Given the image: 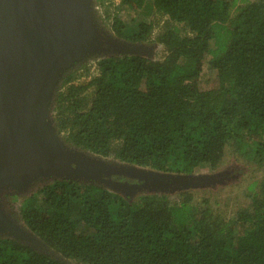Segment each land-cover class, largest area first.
<instances>
[{
    "label": "trees",
    "instance_id": "1",
    "mask_svg": "<svg viewBox=\"0 0 264 264\" xmlns=\"http://www.w3.org/2000/svg\"><path fill=\"white\" fill-rule=\"evenodd\" d=\"M105 2L119 39L155 42L162 56L102 42L109 52L95 75L83 61L66 69L52 98L61 140L171 175L217 169L228 147L264 166V0H120V10L167 18L154 37L157 23L131 28ZM206 61L216 79L202 89ZM27 180L26 199L0 186V208L20 215L48 250L0 233V264H264V177L232 218L193 192L173 200L169 176L99 166Z\"/></svg>",
    "mask_w": 264,
    "mask_h": 264
},
{
    "label": "water",
    "instance_id": "2",
    "mask_svg": "<svg viewBox=\"0 0 264 264\" xmlns=\"http://www.w3.org/2000/svg\"><path fill=\"white\" fill-rule=\"evenodd\" d=\"M91 11L89 0H0V186L11 183L20 192V186L27 189L31 175L83 174L99 166L133 173L75 156L71 153L75 148L61 140L50 118L51 78L60 80L89 51L108 53L102 42L137 54L136 43L103 37ZM144 171L134 174L169 176L177 184L191 177ZM111 187L119 186L108 184ZM9 215L0 208V233L37 248L26 239L33 233L14 225ZM35 242L46 246L37 236Z\"/></svg>",
    "mask_w": 264,
    "mask_h": 264
},
{
    "label": "rangeland",
    "instance_id": "3",
    "mask_svg": "<svg viewBox=\"0 0 264 264\" xmlns=\"http://www.w3.org/2000/svg\"><path fill=\"white\" fill-rule=\"evenodd\" d=\"M89 2L91 3L92 7V11L90 12V14L92 15V20L94 21L96 30L103 37L119 39L111 29V18L104 19L103 12L105 5L101 4L100 0H89ZM105 4L111 5V16L113 12L115 14H118L120 12L125 23L131 28H133L137 22L143 19H146L147 21L151 20L157 23V28L154 31L153 37L157 33L158 28L167 19L166 17H163L158 13H152L150 16L144 17L143 12L140 10H120V0H106ZM129 30L131 29L129 28ZM119 40L124 43H130L124 38ZM134 47V51H136L137 55H142L149 58H159L162 56V46L158 45L155 42L150 41L148 43H136ZM106 53L107 52H102L101 50H92L87 52L86 55L82 57L83 62H87L91 65V75H95L97 73L95 63L98 59L106 55ZM89 79L90 77L82 76L77 80V82H87L89 81ZM215 79V71L207 64L206 61L200 75V87L202 89H208L212 87ZM59 82V79H56L54 77L51 78L49 82L50 84H48L49 91H51V89L53 88L52 91L54 93V91L59 87ZM52 98L50 101V118H52L53 120ZM229 150L230 147L227 148V152L223 159V162L217 169L199 170L191 174V177L189 176L185 179H180L179 184L171 188L168 191V194L172 197L173 200L177 197H180L183 192H193L195 197L200 198V200L204 197H209L214 202L215 200H217V202L215 203H218V208L224 213L227 218H232L235 212L240 207L245 206L249 203V194L257 189L258 183L264 177V166L258 167L253 165L252 163H249L248 161H245L244 159H238L235 155L230 153ZM71 153H73L77 157L89 159L90 161L101 162L108 166H114L116 168L123 167L124 169L132 171L133 173L146 172L144 171L145 168L143 167L122 163L119 160L107 159L85 150L73 149L71 150ZM21 187L22 186L19 187V191L20 193H24V195L21 194V196H24L23 198L25 199L28 198L29 193L27 194L26 192H23L25 190H23V188L20 189ZM111 189V191L115 193H125L124 190H120L119 187H111ZM137 194V192H134L132 195H130V199L136 198ZM8 219L22 230L32 232L22 221L20 215H9ZM35 237L36 235L34 233L33 236L28 233L26 237L27 242L32 243V245L36 246L38 249H42L44 251L48 250L47 246H41L39 243H36Z\"/></svg>",
    "mask_w": 264,
    "mask_h": 264
}]
</instances>
